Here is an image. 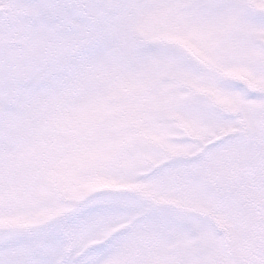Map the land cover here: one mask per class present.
I'll use <instances>...</instances> for the list:
<instances>
[{"label":"snow or ice","instance_id":"6c2138e0","mask_svg":"<svg viewBox=\"0 0 264 264\" xmlns=\"http://www.w3.org/2000/svg\"><path fill=\"white\" fill-rule=\"evenodd\" d=\"M0 264H264V0H0Z\"/></svg>","mask_w":264,"mask_h":264}]
</instances>
